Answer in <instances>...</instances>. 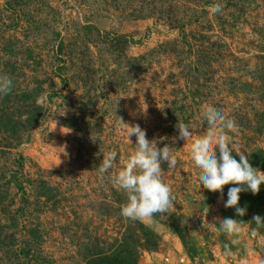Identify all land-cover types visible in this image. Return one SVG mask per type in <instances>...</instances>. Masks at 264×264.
<instances>
[{"label":"rangeland","instance_id":"1","mask_svg":"<svg viewBox=\"0 0 264 264\" xmlns=\"http://www.w3.org/2000/svg\"><path fill=\"white\" fill-rule=\"evenodd\" d=\"M4 74L14 86L0 95V264H88L100 251L113 252L108 264H264V227L250 234L264 184L241 192L238 216L225 207L234 185L222 198L200 186L191 157L209 104L264 171V0H0ZM121 118L177 156L162 164L173 208L147 226L121 215L127 195L112 182L136 149ZM179 120L189 141L174 139ZM107 152L116 159L102 174ZM224 218L246 222L239 244L218 231Z\"/></svg>","mask_w":264,"mask_h":264},{"label":"clouds","instance_id":"2","mask_svg":"<svg viewBox=\"0 0 264 264\" xmlns=\"http://www.w3.org/2000/svg\"><path fill=\"white\" fill-rule=\"evenodd\" d=\"M222 8L221 4L216 3L209 7V11L217 14L222 12ZM13 86V79L9 75H0V95L10 94ZM37 104L43 107V101L38 100ZM146 110L147 108H144L145 112ZM64 114L65 111L60 115ZM202 115L209 130L191 143V157L200 170V186L202 184L209 191L221 193L222 198L224 187L234 185L228 190L225 207L234 208L236 214L242 217L246 214V208L240 206V194L249 190L253 194H258L261 185L264 184V171L253 167L248 156L235 142V136L239 135V126L234 119L209 104L202 106ZM120 122L124 125L129 138L132 135L137 137L136 149L122 170L112 177V182L127 195V203L121 206V215L132 221L138 220L147 226L157 214L167 213L173 208L175 195L171 185L164 178L165 170L162 164L167 162L168 170L176 168L177 156L172 154L168 144L161 148L155 140L150 141L146 130L139 124L130 126L122 118ZM176 127L178 137L174 139L185 141L192 139L190 125L179 120ZM217 146L219 155L216 151ZM233 150L239 155V160L232 155ZM115 159V152L104 153L99 165L100 173H106L112 168ZM208 213L209 207L204 208L202 216L204 221H207ZM253 221L256 227L251 228L250 234L255 237L257 230L264 227V218L256 215ZM245 223L243 220L224 218L219 220L218 231L229 237L230 244L236 245L240 243V237L248 234L244 227ZM224 254L232 257L235 255L228 244L225 245Z\"/></svg>","mask_w":264,"mask_h":264},{"label":"trees","instance_id":"3","mask_svg":"<svg viewBox=\"0 0 264 264\" xmlns=\"http://www.w3.org/2000/svg\"><path fill=\"white\" fill-rule=\"evenodd\" d=\"M113 252L108 253V252H97L92 256V259L88 261V264H108L106 263L107 259L110 260H116L115 257H112Z\"/></svg>","mask_w":264,"mask_h":264}]
</instances>
